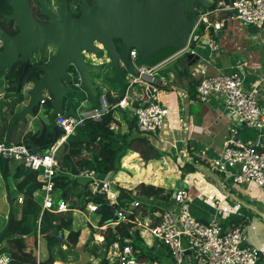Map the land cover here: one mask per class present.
Listing matches in <instances>:
<instances>
[{
	"label": "built area",
	"instance_id": "2783aa9c",
	"mask_svg": "<svg viewBox=\"0 0 264 264\" xmlns=\"http://www.w3.org/2000/svg\"><path fill=\"white\" fill-rule=\"evenodd\" d=\"M195 16L196 22L188 32L186 46L169 60L175 62L188 53L196 54L193 43L199 42L200 38L205 36L208 49L205 62H209L219 52L216 35L226 22L236 19L244 25L251 24L257 27L263 25L264 0H218L212 9L205 12L196 13L195 8ZM2 47L3 41L0 39V50ZM136 55V50L132 48L129 51L130 62L137 73L128 71L125 73L126 87L121 98L110 102L105 96H101L97 106L84 108L81 102L74 116L63 114L55 116L54 123L65 135L72 134L86 119L97 120L109 110L127 107L131 108L136 117V125L140 132L155 133L161 129L168 119V109L160 102L158 95L160 81H156V74L160 64L137 65ZM199 76L196 85L198 100L207 103L209 96L220 97L232 120L218 155L204 160L213 171L219 173L222 178L230 179L232 183H254L264 186V146L258 142L254 144L245 142L238 135L239 124L255 129L264 126V112L259 105L256 91L244 87V74L239 70L209 74L206 67L201 66ZM135 84L139 85L138 90L142 91L137 106L132 104L134 101L132 89ZM75 85L81 87L79 78ZM50 99L51 96L43 95L39 103L42 105ZM50 150L51 147L47 152H35L21 142H9L8 145L5 141L0 142V157L12 159L25 168L38 172L37 180L41 184L37 191L42 196L39 202V223L44 211L59 213L69 210L67 202L54 196L53 176L58 163L53 150ZM97 175L93 169H83L78 174L88 181L92 194H103L109 205L117 204L118 190L112 188L110 180H100ZM136 195L134 191L135 198L129 204L114 209V215L119 217V220L113 219L111 223L122 221L131 224V230L137 232L140 243L146 248H154V255L156 247L163 246L165 250L163 252L156 250L159 258L145 259L133 246L132 237L124 238L123 241L117 239L108 246L105 255L108 264H258L262 249L245 243V225L236 223L226 228L215 217L208 221L198 220L190 211L188 192L185 188L174 190L170 205L156 204L155 210H141L139 207L142 202ZM17 200L21 202L22 198L19 197ZM97 208V204L88 202L84 210L94 213ZM91 225L98 230L106 227L105 224ZM40 236L38 224L36 245L33 248L37 261L41 259V245L38 239ZM58 237L61 238L62 235L58 233ZM97 239L101 242L103 236ZM183 240L186 242L185 247ZM11 260L7 252H0V264H10Z\"/></svg>",
	"mask_w": 264,
	"mask_h": 264
},
{
	"label": "crops",
	"instance_id": "0c3cea01",
	"mask_svg": "<svg viewBox=\"0 0 264 264\" xmlns=\"http://www.w3.org/2000/svg\"><path fill=\"white\" fill-rule=\"evenodd\" d=\"M234 22L242 24L239 20L233 19L226 22V25L217 32L216 39L219 44V52L209 60V62H205L208 57V49L205 36H203L202 39L200 38L199 42H196L193 46L195 53L199 55V67L198 65L196 66L197 68L192 66L181 71L175 66L173 60H167L159 65L156 74V81H160L158 84L160 85L158 95L160 102L168 109V119L158 132L149 133L148 138L153 145L163 151L164 154L158 160L147 161L143 160L137 152H129V155H126L125 159V156L123 157L121 170L113 176L115 179L111 177L110 181L115 191H117L115 188H117L116 186L118 185V187H123L134 193L140 183L160 186L174 191L176 182L181 179L188 192L189 206L192 215L201 221H208L215 217L223 226H226V228L235 224V222H237V224H244L245 243L262 249L258 264H264V186H245V189L242 191V198L240 199L241 196L239 197L234 190L230 189L229 183H232L230 179L226 178L228 183L223 182V180H221L223 179L221 175L218 174V177L217 173L215 174L210 170V166H208V163L204 160V158H213L218 155L228 135L229 128L232 125V120L220 97L209 96L207 103H201L198 100L196 85L200 77L199 68L201 66H205L209 74L229 73L232 70L243 72L244 87L256 91L259 105L264 112V45H260V48L259 46L256 47L249 61L239 56L236 47L232 46V36H238L237 30H239L235 29ZM226 43H229V45ZM244 45L245 42H240L238 40L237 46ZM252 61L254 63H252ZM239 65L240 67H236ZM167 66L173 69V73H169V79L163 74V68L165 69ZM233 66H235V68ZM177 71L181 73L178 74ZM126 72L125 70V73ZM92 77L96 79L94 85L95 89L98 88L100 90V97L105 96L110 102L119 99L117 97L120 96V87L119 90H112L110 83H105L106 81L102 82L106 79L110 81V78L102 76L98 79L97 76L94 75ZM113 82L119 84L117 81ZM25 91L26 90L23 91L24 94ZM84 91L86 96L84 95L82 98V100L84 99L82 102L83 106L90 96L86 89H84ZM3 93L4 92L0 93V102L3 103L2 113L4 114L3 117H0V142L5 141L6 132L8 129L10 130L9 123L13 117V115H10L7 107V104L11 103L13 100L11 98L12 96L9 95L7 99H4ZM141 93L142 91L138 89L133 92L132 98L134 101L139 100ZM143 97L145 98V95H143ZM28 100L29 97L25 94L24 100L15 105L14 113L21 111L27 105ZM96 103L97 100H95V103L93 102V104L84 108L93 107ZM78 105H80V103L75 104V111ZM69 106H71L70 102H64L65 109ZM120 109L115 110L117 112H113V116L117 120L113 126L120 129L121 132H126L128 130V122L123 118V111ZM124 109H129L132 112L130 107ZM19 121L20 122H16L10 130L8 136L10 143H19L23 140L26 132L34 131L32 118L29 117L26 120ZM238 135L245 142L252 144L258 142L259 145L264 146V126L261 129H255L249 126L247 127L244 124H239ZM60 137L63 138L60 140ZM66 138L67 135H65L64 132L61 133L58 139L51 144L50 151L53 150L52 152L56 155L57 150ZM191 160H194L195 162L193 163L203 168H208V171H211L212 174L207 173L205 170L197 169L193 165L196 169L194 172H188L182 175L180 167H182L185 162H192ZM10 161H12V163L9 162L8 165L10 176L7 179V183L4 179H1L2 174L0 172V193L3 191V194L0 195V204L4 201L7 204L6 195L15 187V181L11 177V171L13 172V169L21 164L12 159H10ZM151 162L153 165L150 166L149 172L144 171L142 173V166L147 167ZM195 171L214 176L213 183L210 184V180L206 176L205 180L208 181V185L210 184L209 187L207 184L196 186L195 183L199 182L201 178L200 174ZM54 196L60 198L56 190L54 191ZM244 198L249 199V201H245ZM34 199L38 203L41 202L42 196L39 191L34 193ZM157 200L160 199L152 197L149 200L151 202L146 204L153 206L159 204L163 206V204ZM251 201H255L256 204H252ZM238 202L253 206L259 213H256L248 207L239 206ZM14 207H18L16 201ZM73 213L74 212H72V214ZM77 213L85 219L84 223L87 222L94 226L99 224L100 214L97 211L92 213L83 209L82 211H77ZM92 215L93 218H91ZM224 223L231 224L228 226L224 225ZM71 227L74 230L73 223ZM79 228H81L80 234L82 236L79 235L77 246L82 245L86 241L84 239V231H82L86 229V227L81 225ZM97 232L99 234H96V238L101 237V232L99 230ZM43 241L46 249L45 240ZM95 242L100 243L98 239H95ZM63 247L65 248V246ZM42 255L43 253L41 251V259L46 256V252L44 257H42ZM90 262L91 264H98L99 260L90 255ZM54 264H60V262H55Z\"/></svg>",
	"mask_w": 264,
	"mask_h": 264
},
{
	"label": "water",
	"instance_id": "95a60500",
	"mask_svg": "<svg viewBox=\"0 0 264 264\" xmlns=\"http://www.w3.org/2000/svg\"><path fill=\"white\" fill-rule=\"evenodd\" d=\"M54 1L58 6V15L48 9L46 0H39L41 12L49 19L42 24L29 12L28 0H8L11 11L3 19L15 21L18 32L11 35L0 26V39L3 41L0 68L9 69L23 61V71L18 77L20 82L28 67L33 63H41L39 77L18 84V90L24 97L28 95L29 100L21 111L14 113L9 128L11 130L16 122L30 117L32 123L40 126L41 133L43 124L34 116V111L41 106L39 100L42 96L49 95L51 112L48 119L53 123L54 131L52 144L63 133L54 123L55 116H74L75 104L84 101V89L94 94L96 79H93L92 73L98 79L101 78L103 64L108 62L117 79L121 68L136 74L129 56L132 48L137 52V65L157 66L173 58L187 44L188 32L196 22L195 8L198 5L207 8L210 5V0H93V5L89 6L87 0H80L81 16L74 18L66 0ZM245 28L248 33L255 34L264 28V23L261 27L246 24ZM198 60V54L188 53L175 63L183 71ZM78 78L81 81L80 88L75 85ZM64 102H70L71 106L65 109ZM10 130L6 132L7 145ZM33 151L39 150L33 148ZM193 165L212 174L206 167L196 163ZM111 176L109 172L98 174L97 178L110 180ZM185 187L181 179L175 185V189ZM6 200L8 213L5 226L0 230V241L9 229L12 215L8 194ZM242 205L259 213L253 206L246 203ZM113 219L119 220V217L114 215ZM183 245L185 247V240ZM73 251L78 258L67 264H87L90 261L91 254L83 244L73 247Z\"/></svg>",
	"mask_w": 264,
	"mask_h": 264
},
{
	"label": "trees",
	"instance_id": "16d2710c",
	"mask_svg": "<svg viewBox=\"0 0 264 264\" xmlns=\"http://www.w3.org/2000/svg\"><path fill=\"white\" fill-rule=\"evenodd\" d=\"M217 1L210 0V5L207 8L198 5L196 13L212 9ZM9 11L8 3L0 0V18L6 17L10 13ZM23 65L24 62L22 61L9 69L0 68V93L4 92V99H7L9 95L13 99L11 103L7 104L10 115H14L15 105L24 100V95L18 90V84H23L41 75V70L39 69L41 63H33L28 67L19 82L18 77L23 71ZM124 73L125 70L121 68L119 79L116 78V75L110 78V80L117 81L120 84V96L117 98L122 97L126 87ZM177 73L181 72L177 71ZM92 96L97 100V106L99 104L100 90L98 88L95 89ZM132 104L137 106L139 101L135 100ZM117 109L109 110L97 120L86 119L83 124L76 127L72 134L67 136L56 152L55 157L58 165L53 176L54 189L58 192L60 199L69 205L68 211L61 213L44 211L39 223L40 203L34 199V193L41 184L37 180L38 172L27 169L22 164L15 167L13 172L11 171V177L15 181L14 189L8 193L12 204V215L9 229L0 241L1 243L5 240L7 243L0 246V252H7L11 256L10 264H54L55 262L67 264L75 260L78 256L73 251V247L77 246L80 231L73 230L71 227L72 210H83L88 202L97 204V212L100 214L99 225H106L100 231L103 236V240L100 243L94 241L99 233L93 229H91V233L85 243H83L85 250L99 260L98 264H108L105 255L112 241L117 239L123 241L124 238L128 237L133 238V246L139 250V255H142L145 259L159 258L156 254V248L154 255V248H146L140 243L137 232L131 230V224L122 221L115 224L111 223L113 222L114 209L129 204L135 198L134 193L123 187H117V204L111 206L107 203L103 194H92L89 190L88 181L78 176L83 169H93L97 174L111 172V177H113L121 170V160L128 152H137L143 160L147 161L158 160L163 156V151L156 148L148 138L149 133L139 131L136 125V117L129 109H120L123 111V118L128 122V130L121 132L120 129L113 126L117 122L113 112ZM50 112V100L45 101L39 108H36L34 115L43 124L42 131L39 133L40 126L34 124V131L26 132L23 140L20 141L32 151L33 148H37L38 152H47L51 147L54 131L52 129L53 123H50L48 119ZM191 161L185 162L180 167L182 175L196 170L193 167V162L195 161ZM9 162L10 159L0 157V172L2 179L6 183L10 176ZM173 192L172 189L140 183L135 190V195L137 194L136 196L142 202L139 208L145 211L156 208L153 205L146 204L151 202L149 200L152 197L160 199L157 201L161 202L163 206L170 205ZM19 197L22 198L20 203L17 200ZM15 201L18 204L17 208L14 207ZM14 211L19 212V217L14 215ZM38 224L39 232L46 243V256L39 261L36 260V256L33 253V248L36 245ZM230 224L224 223V225L228 226ZM63 230L66 231V235L62 232ZM58 233L62 235L61 238L58 237ZM87 264H91V262L89 261Z\"/></svg>",
	"mask_w": 264,
	"mask_h": 264
},
{
	"label": "rangeland",
	"instance_id": "374dc122",
	"mask_svg": "<svg viewBox=\"0 0 264 264\" xmlns=\"http://www.w3.org/2000/svg\"><path fill=\"white\" fill-rule=\"evenodd\" d=\"M10 11H11V9H10ZM2 20V21H1ZM0 21H1V24H0V26L5 30V31H7V32H9V22L6 20V19H3V18H0ZM235 23V29H239V30H237V34H238V36L237 35H233L232 36V46H234V47H236V49H237V54L239 55V56H241V57H243V58H245L247 61H249L250 59H251V57H252V53H254V50L256 49V47H258L259 46V48H260V45H264V28H261L260 29V31L259 32H257V33H255V34H250V33H248L247 31H246V28H245V25H243V24H239V23H237V22H234ZM238 37V40L240 41V42H245V45L244 46H237V43H238V40H237V37ZM263 36V37H262ZM227 45H229V43H226ZM198 61L193 65V67L194 68H197L196 66L198 65ZM252 63H254L253 61H252ZM198 67H199V65H198ZM103 70H102V76H104V77H108V78H113L114 76H115V72L112 70V66H111V64L110 63H108V62H105L104 64H103V68H102ZM173 73V69H172V67H170V66H167V67H165V69L163 68V74L165 75V77L167 78V79H169L170 78V76H169V73ZM95 76V74L94 73H92V76ZM94 81V80H93ZM105 83H110L111 84V87H112V90H119V87H120V85L119 84H117V83H114L112 80H110V81H108L107 79H106V82ZM126 83V82H125ZM94 88H95V85H94ZM136 89H139V85H137V84H135L134 85V87H133V89H132V93L134 92V91H136ZM88 91V90H87ZM89 98L87 99V102H86V104L83 106V107H86V106H90L91 104H93V102L95 103V99L93 98V96H92V94L91 93H89ZM0 106H1V109H0V117H3L4 116V114L2 113V106H3V103H1L0 102ZM118 110V109H117ZM115 112H117V111H115ZM16 128H17V126H16ZM126 155H129V152L126 154ZM126 155H125V157L124 158H126ZM123 160V159H122ZM122 160H121V162H122ZM10 163H12V161H10ZM153 165V163L151 162L150 164H148V166L147 167H144V166H142V170H141V172L143 173L144 171H147V172H149V170H150V166H152ZM210 170H212V169H210ZM213 171V170H212ZM192 172H194V171H192ZM196 173H198V174H200V181L199 182H197V183H195L196 184V186H198V185H201V184H207V182L208 181H206L205 180V177L207 176L208 178H209V180H210V184L211 183H213V180H214V176H211V175H206V173H203V172H198V171H195ZM215 174H216V172L215 171H213ZM218 174L219 173H217V176H218ZM216 176V175H215ZM216 176V177H217ZM219 177V176H218ZM213 178V179H212ZM2 179V178H1ZM113 179H115L114 177H113ZM3 180V179H2ZM221 180H223V182H226V183H228V180L227 179H225V178H223V179H221ZM120 181V180H119ZM118 181V182H119ZM177 183V182H176ZM209 184V185H210ZM230 184V189H232V190H234L235 191V193L240 197L241 195H242V191L245 189V186H250V185H257V184H254V183H247V185H245V184H237V183H229ZM209 185L207 184V186L209 187ZM116 187H118V185L116 186ZM262 187V186H261ZM175 188V187H174ZM116 189V188H115ZM3 194V191L0 193V195H2ZM242 198V196L240 197V199ZM4 200V199H3ZM244 200L245 201H249V199H247V198H244ZM20 203V202H19ZM251 203L252 204H256V202L255 201H251ZM238 204H239V206H241V207H244V205H242L241 203H239L238 202ZM15 212V211H14ZM66 212V211H65ZM72 212H74L73 214H72V223L74 224V230H79V231H81V228H79L81 225H84L85 227H86V229H84V230H82V231H84V239L86 240L87 238H88V236H89V234L91 233V229H93L94 231H98V230H95L93 227H92V225L91 224H89V223H84V218L81 216V215H79L78 213H77V211L74 209V210H72ZM7 213H8V204H6L5 203V201L2 203V204H0V230H2L3 229V227L5 226V223H6V219H7ZM59 213H61V212H59ZM14 215L16 216V217H19V213L18 212H15L14 213ZM91 218H93V215L91 216ZM99 231H101V230H99ZM65 235L67 234L66 233V231H62ZM80 236H82L81 234H80ZM39 243H40V245H41V251H42V253H43V255H42V257H44V255H45V252H46V249H45V246H44V239H43V237L42 236H40L39 238ZM94 239H95V237H94ZM97 239V238H96ZM84 240V241H85ZM95 241V240H94ZM7 243H6V241L4 240V241H2L1 243H0V246L2 245H6ZM157 248V250L159 249V251L160 252H163L165 249H164V247L163 246H159V247H156ZM44 250H45V252H44ZM171 260H173V259H171ZM95 263H97V262H95Z\"/></svg>",
	"mask_w": 264,
	"mask_h": 264
},
{
	"label": "flooded vegetation",
	"instance_id": "af4514ba",
	"mask_svg": "<svg viewBox=\"0 0 264 264\" xmlns=\"http://www.w3.org/2000/svg\"><path fill=\"white\" fill-rule=\"evenodd\" d=\"M8 3V0H5ZM47 7L55 15H58V6L54 0H46ZM69 12L74 18H79L81 13L79 12L80 0H66ZM93 0H87L89 6L93 5ZM28 10L32 17L39 23L45 24L49 21L48 17L41 12V6L39 0H28ZM10 12V11H9ZM2 21V20H1ZM0 21V24H1ZM9 22V34L15 35L18 32L17 24L13 20H7ZM16 31L15 33H12Z\"/></svg>",
	"mask_w": 264,
	"mask_h": 264
},
{
	"label": "bare ground",
	"instance_id": "6f19581e",
	"mask_svg": "<svg viewBox=\"0 0 264 264\" xmlns=\"http://www.w3.org/2000/svg\"><path fill=\"white\" fill-rule=\"evenodd\" d=\"M62 138H63V137H60L59 139L61 140ZM52 186H53V188L55 187L54 184H53Z\"/></svg>",
	"mask_w": 264,
	"mask_h": 264
},
{
	"label": "clouds",
	"instance_id": "9594fccd",
	"mask_svg": "<svg viewBox=\"0 0 264 264\" xmlns=\"http://www.w3.org/2000/svg\"><path fill=\"white\" fill-rule=\"evenodd\" d=\"M176 190V189H175Z\"/></svg>",
	"mask_w": 264,
	"mask_h": 264
}]
</instances>
